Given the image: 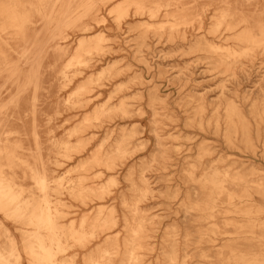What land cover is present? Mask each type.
Returning a JSON list of instances; mask_svg holds the SVG:
<instances>
[{"label":"bare ground","instance_id":"bare-ground-1","mask_svg":"<svg viewBox=\"0 0 264 264\" xmlns=\"http://www.w3.org/2000/svg\"><path fill=\"white\" fill-rule=\"evenodd\" d=\"M160 18L166 21L154 35L159 42L166 36L183 56L197 54V60L205 62L197 72L203 81H194L199 87L186 94L187 74L179 71L166 79L165 85L178 86L179 112L166 109L170 96L162 95L155 84L164 76L161 66L150 76L142 55L144 48H153L146 41L147 28ZM39 21L47 40L28 34L39 29ZM138 29V37L129 40L126 35ZM58 39L63 44L58 42L51 52L53 65L47 69V44ZM123 52L138 61L140 72L120 81L122 71L110 66L93 77L95 67L111 64ZM256 62H264V0H0V214L23 236H12L0 220V264H264L262 202L252 192L256 189L264 197V185L234 173L230 166L236 163L224 164L233 153L225 157L200 147L191 157L192 165L210 166L203 178L192 179L201 187L187 197L192 204L183 211L169 202L167 213H150L152 190L144 175L139 180L129 176L127 197L120 189L112 196L111 190L122 171L138 160L160 152L164 165L187 161L190 157L175 148L188 149L186 139L213 134L226 149L250 150L252 171L261 170L257 161L264 162V76L258 89L243 91L249 104L234 102L225 84L216 100L205 88L198 90L201 82L227 80ZM48 77L51 85L63 80V88L75 79L78 84L61 104L66 112H80L83 121L66 132L67 140L54 142L51 151L62 161L75 162L76 174L70 177L54 176L58 169L52 171L51 165L58 161L43 159L39 126L32 131L34 150L16 145L23 137L12 127L5 129L24 113L36 122L43 95L50 90ZM102 80L114 87L105 105L94 103L95 86H106ZM134 81L147 87L131 96L137 104L128 101L131 86H125ZM209 108L215 119L205 113ZM159 116L170 122L153 126ZM92 127L105 129L111 143L90 149ZM149 134L153 148L145 147L147 152L131 158L134 140ZM221 160V168L212 165ZM97 172L109 177L105 184L90 183ZM78 208L76 220L71 216ZM91 210L95 214L89 218Z\"/></svg>","mask_w":264,"mask_h":264},{"label":"rangeland","instance_id":"rangeland-1","mask_svg":"<svg viewBox=\"0 0 264 264\" xmlns=\"http://www.w3.org/2000/svg\"><path fill=\"white\" fill-rule=\"evenodd\" d=\"M143 1V0H142ZM109 10L107 11L106 15H108ZM39 20V19H37ZM132 21V19H131ZM135 21V19H134ZM163 18H160L156 20L155 22H152L150 27L147 29L149 30L148 33V40H146L148 43L152 45L153 48H144L143 54L144 57L147 58V61L150 65V76L152 74H156V71H158V68H156L157 65H160V70L163 71L164 76L162 78L157 77L156 83L160 85V91L162 95H169V103L168 107H166L167 110L176 111L179 112L182 110V104L180 105V102L178 99H176L179 95L175 94V92L178 90L177 85L168 86L165 85L166 79L173 76L179 71H182L183 73L188 75L189 80V89L186 88V93L190 91V89H193V86H196L197 83H200V81H203L204 76L197 75L198 70L203 69L205 62H200L197 60V56L195 54H191L189 56H183L181 52L176 50L177 47H172L167 37H163L161 42H159L158 37L154 36L155 33H157V29L161 24L164 23ZM42 23L41 21L38 22V30L31 29L28 34L32 38L39 37L42 39L47 40V32L43 27H41ZM126 27V25H124ZM125 30V29H124ZM124 30L122 32H124ZM138 31H132L126 36L129 37V40H134L138 36ZM72 34V38H74V32H70ZM105 37V35H104ZM77 39V38H76ZM158 39V41H157ZM62 43V39H58L57 42L51 41L48 43V51H47V59H46V68L50 69L49 66L53 65L51 60L53 57L51 55V52H53L57 48V44ZM138 41H136L137 43ZM135 43V44H136ZM158 43V44H156ZM156 44V46L154 45ZM155 46V47H154ZM158 56V57H157ZM155 57V58H154ZM16 63L19 62V59L16 58ZM110 66H113L114 69H120L122 71V76L118 77L120 81L125 80L128 76H135L136 72H140V69L138 68L139 64L138 61L135 58H131L128 56L127 53L123 52L120 53V55H117L114 57V60L111 62V64L102 63L101 65H98L93 69V77L97 78L100 74L107 71V68ZM145 72V71H143ZM236 76L230 77L227 80H222L220 82H213L210 84H204L201 82V89L198 88V90H203L202 88H205L206 91H208V96H210V99L216 100L218 98L219 89L222 87V85H227L228 89H231V92L228 94V96L233 98V101L240 104H244L247 102V104L250 103L251 100H245L243 98V91H255V89H258L259 86L263 85L261 81V77L264 76V62L263 63H257L254 66L251 65H245L244 71L237 72ZM145 78L149 77V74L147 72L144 73ZM57 77L59 76L56 75ZM60 77V76H59ZM59 79V78H57ZM230 79V80H229ZM63 80H57L53 85H51L52 82H50L49 77L47 78L46 86L50 88V90L46 91L43 96L42 101L44 100V103L42 106L38 108V114L36 118V122L34 123L31 114L24 113L22 115L21 120H16L14 123L12 121L8 122L6 125L8 127H5L6 131L8 129H12L14 131H17L20 133V137H23L21 139H16L15 142H18V146H23L26 149L34 150L35 149V139L33 137V127L39 126L37 129V138L39 143L42 147V153H43V159L48 160V158H52L50 160L51 162L58 161V165H51L53 168L52 171L55 169L56 172H52L54 176L57 177H70L74 176L76 174L74 170L75 168V162L72 161H62L63 159L60 158L57 153H52L53 151V143L54 142H64L68 139L66 136V132L69 131L71 128L76 126V124H79L82 122L83 117L81 116V113L78 111L75 112H66L64 107H62V104L65 99L69 98L71 95L75 93V91L78 89V84L76 82V79L70 84V87L63 88L62 85ZM108 81V80H107ZM102 80L101 83H104L106 86L101 88L100 86H95V90L93 91L94 95H97L94 99V103H98L99 105H105L108 104V98L113 91L114 87L111 88V86H107L109 81ZM196 81L197 83H195ZM138 81H134L132 84L127 83L125 86H131L128 89V95L130 99L128 100L131 104H137L136 100H133L131 96L133 94H136L138 92H141V90L146 89L147 87L138 85ZM16 87V86H15ZM199 87V86H196ZM17 89H14L13 94L17 93ZM205 92V91H204ZM203 92V93H204ZM32 93L30 92V95ZM185 94L183 96H185ZM176 99V101H175ZM186 100V99H185ZM255 102H258L255 101ZM139 103V102H138ZM257 107L260 106V103H256ZM252 106V105H251ZM249 106V108H251ZM147 107V106H146ZM215 107V106H214ZM256 107V106H255ZM146 112L148 113V108H146ZM31 113V112H30ZM205 113H210V115L207 114V116H210L211 118H214V114H212L211 108L206 109ZM26 116V117H25ZM25 117V118H24ZM146 120L151 121L152 118H149V115L147 114L145 116ZM10 119V118H9ZM7 119V120H9ZM215 119V118H214ZM251 119V118H250ZM166 119L163 116L158 117V121L153 124V126H159L161 127L163 123H169L170 121H165ZM188 133L194 132V128L191 127L187 129ZM88 133L91 134L89 136L93 137L88 142L89 148H98L101 145H109L112 141L111 138L108 139V135L105 129H98L97 127H92L88 129ZM7 134V133H6ZM5 134V135H6ZM13 135V134H12ZM152 134H149L148 136L142 135L141 137H138L134 140L135 147L131 149L132 153L130 154L131 158L133 157H139L142 155V153H145L147 149L153 148L154 141L152 138ZM192 137V135H191ZM52 138V139H51ZM148 139V140H147ZM187 145L190 147L187 149L185 147H179L175 149H180L184 152L185 156H189L190 158L186 159L187 161H175L173 163L164 165L162 153L155 152L151 155H148L147 157L143 158L141 161L138 160V163L132 164L129 166V168L123 172L120 175V178L118 180V186L112 187L111 190L112 196L116 195L118 192V189H120L124 195L127 197L131 194L130 191V181L128 180L129 176L131 175L133 178L139 180L141 175L145 176L148 180V183H150V188L152 190L151 192V209L150 213L154 215H160L165 214L169 210V202H172L173 208L176 210H185L187 205L192 204V202H189V199H187L188 196H191L192 194L199 191L201 184L199 182H193L192 179H201L203 178V173L208 172V170H205L208 166L205 167L199 166L198 164L192 165V162H190L191 157L194 158L195 154H198L200 147H205L208 149L216 150L217 153L221 155L229 156L228 153L232 154V157H228L229 160H227L226 163H236L232 166H230L234 171V173H243L246 174L251 181H259V183L264 185V162L257 161V166L261 170L252 171V164L248 160V157L250 156L251 151L247 150L246 148L241 147L240 150H230L226 149L225 145L221 143L220 139L217 135H209L207 138H194L191 141H185ZM147 147V149H145ZM52 149V150H51ZM230 150V151H229ZM33 152V151H32ZM156 160V161H155ZM254 161V160H253ZM48 162V161H47ZM221 161H216L212 163L215 167L221 168L223 163ZM142 163H145L143 165ZM195 167V168H194ZM197 167V168H196ZM205 170V171H204ZM194 172V175L188 176L189 172ZM108 176L106 174H100L97 172L92 176V180L90 183L92 185H100L105 184L108 181ZM29 188H32L30 185ZM253 195L255 197H259L261 199L262 204L261 205V219L262 223L264 224V197L262 193H259L258 190L253 189ZM116 193V194H115ZM121 193V192H119ZM118 203L121 202L120 199H116ZM189 202V203H188ZM96 205V203L94 204ZM94 209V208H93ZM79 208L77 209V213L75 215H72V218H75L76 220L79 215ZM95 210V209H94ZM171 212H174L173 209ZM95 212L92 210L86 213V216L91 218ZM0 220H2L7 227L12 231V236H15L17 239H22L20 233H18L16 229V224L13 222H10L7 219H4L3 216L0 214ZM264 229V227H263ZM264 234V230H263Z\"/></svg>","mask_w":264,"mask_h":264}]
</instances>
